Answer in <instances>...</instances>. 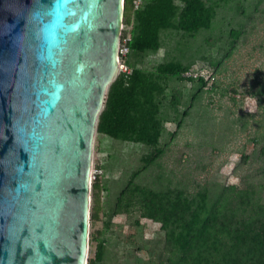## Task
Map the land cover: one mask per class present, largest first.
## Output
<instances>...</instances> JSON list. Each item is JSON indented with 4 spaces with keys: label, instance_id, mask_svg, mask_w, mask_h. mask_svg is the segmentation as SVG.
I'll return each mask as SVG.
<instances>
[{
    "label": "water",
    "instance_id": "obj_1",
    "mask_svg": "<svg viewBox=\"0 0 264 264\" xmlns=\"http://www.w3.org/2000/svg\"><path fill=\"white\" fill-rule=\"evenodd\" d=\"M0 0V264H87L93 146L125 0Z\"/></svg>",
    "mask_w": 264,
    "mask_h": 264
},
{
    "label": "rangeland",
    "instance_id": "obj_2",
    "mask_svg": "<svg viewBox=\"0 0 264 264\" xmlns=\"http://www.w3.org/2000/svg\"><path fill=\"white\" fill-rule=\"evenodd\" d=\"M207 2L216 10L209 29L193 36L163 32L162 48L138 64L153 69L179 59L190 65L184 75L192 81L167 80L163 154L143 169L150 147L95 133L93 163L102 168V190L90 234L105 242L103 259L95 264H168L160 222L137 209L112 214L120 190L139 169L134 182L155 191L205 190L211 197L231 185H252L264 202V0ZM95 243L92 250L89 243L88 260Z\"/></svg>",
    "mask_w": 264,
    "mask_h": 264
},
{
    "label": "trees",
    "instance_id": "obj_3",
    "mask_svg": "<svg viewBox=\"0 0 264 264\" xmlns=\"http://www.w3.org/2000/svg\"><path fill=\"white\" fill-rule=\"evenodd\" d=\"M215 12L207 0H143L137 9H133L132 0H125L123 22L131 25L125 63L130 70L119 71L109 84L96 133L150 147L142 157L143 169L163 154L161 107L167 80L193 78L184 75L190 65L179 59L162 61L153 69L138 64L162 48L163 32L193 36L211 27ZM237 33L233 32L234 36ZM198 84H205L203 77H198ZM171 99L172 104L177 102L175 96ZM140 170L133 172L120 190L112 214L137 209L141 217L160 222L171 253L168 264H264V202L256 197L252 185L242 189L231 185L211 197L205 190L184 195L180 190L155 191L139 186L134 177ZM100 177L92 180L91 223L98 219ZM94 242V255L87 264H95L104 256L105 242L92 232L91 250Z\"/></svg>",
    "mask_w": 264,
    "mask_h": 264
},
{
    "label": "built area",
    "instance_id": "obj_4",
    "mask_svg": "<svg viewBox=\"0 0 264 264\" xmlns=\"http://www.w3.org/2000/svg\"><path fill=\"white\" fill-rule=\"evenodd\" d=\"M143 2V0H132V7L133 9H137L141 3ZM130 29L131 26L130 25H122L121 28V36H120V42H119V71H125V72H129V67L126 65L125 63V58L129 53V45L128 42L131 39V34H130ZM100 174H102V168L98 167V166H94L93 163V170H92V176L93 178L95 176H99Z\"/></svg>",
    "mask_w": 264,
    "mask_h": 264
},
{
    "label": "clouds",
    "instance_id": "obj_5",
    "mask_svg": "<svg viewBox=\"0 0 264 264\" xmlns=\"http://www.w3.org/2000/svg\"><path fill=\"white\" fill-rule=\"evenodd\" d=\"M72 3V0H53L51 12L55 14L58 10V5L60 9H63L67 4Z\"/></svg>",
    "mask_w": 264,
    "mask_h": 264
}]
</instances>
